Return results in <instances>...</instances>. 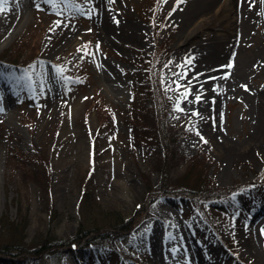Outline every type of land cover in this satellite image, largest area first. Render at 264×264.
<instances>
[{"label":"rangeland","instance_id":"obj_1","mask_svg":"<svg viewBox=\"0 0 264 264\" xmlns=\"http://www.w3.org/2000/svg\"><path fill=\"white\" fill-rule=\"evenodd\" d=\"M98 1V9L97 0L84 5L96 7L91 18L58 17L43 0H9L0 13V218L24 216L19 233L26 242L70 239L80 225L84 186L99 206L93 221L114 212L133 224L113 241L118 252L103 243L89 253L80 244L63 246L25 264H193L192 256L194 264H264V212L250 220L253 208L264 206V13L240 43L222 0L195 15L188 35L175 14L209 0ZM58 19L71 23L56 28ZM131 25L136 41L124 37ZM105 30L108 40L101 36ZM206 33L226 42L232 58L247 61L250 74L234 77L236 64L195 66L188 81H179L192 96L182 101L183 112L173 111L179 96L174 73L183 72L186 60L202 61L196 54L209 51ZM85 45L94 58L84 55ZM9 60L14 67L6 68ZM55 66L65 69L66 82ZM221 68L243 88L222 94L207 88ZM26 71L31 81L17 82ZM199 93L201 101L193 102ZM166 152L174 156L166 182L200 180L195 194L176 185L164 191L157 160ZM91 211H81L84 219ZM252 236L256 258L247 248Z\"/></svg>","mask_w":264,"mask_h":264},{"label":"trees","instance_id":"obj_2","mask_svg":"<svg viewBox=\"0 0 264 264\" xmlns=\"http://www.w3.org/2000/svg\"><path fill=\"white\" fill-rule=\"evenodd\" d=\"M1 58H5L4 56ZM12 64L17 63L15 60H9ZM101 101V98L97 97ZM96 102V101H95ZM98 101L96 102V104ZM95 104V106H96ZM106 105L105 103H103ZM98 107V104L97 106ZM101 108V105H99L98 109ZM161 133L158 131L156 133V139L157 141H161ZM158 142V143H159ZM165 149V147H162ZM174 156L171 157L167 154V152L160 157V159L157 160V166L160 167V164L162 166L156 167L160 174L161 179V186L164 189V191H174L171 190V187L176 185V187H183V188H189L187 191L183 192H190L195 194V188H198L197 186L203 185L200 180L194 181L193 183H189L188 185H179L177 184H169V181L166 182L165 174L169 171V165L170 161H173ZM38 161H43L40 157L38 158ZM169 163V164H168ZM43 180H44V176ZM143 178L147 181L146 176H143ZM37 176L33 178V180H36L37 182ZM42 182V181H40ZM147 188L149 190L152 189L149 182H146ZM179 185V186H178ZM194 185V186H191ZM43 186V182H42ZM196 186V187H195ZM82 189V190H80ZM173 189V188H172ZM178 189H176L177 191ZM80 192V205L79 206V212L81 214L80 218V225L79 228L74 236H72L70 239L62 240L60 238L56 237H50L46 236L44 238L36 237L31 239L29 242H26L27 236L24 234L19 233V229L22 228L23 218L24 216H20V213L18 214L19 218L15 220H9L4 217V215L0 218V227H3L6 232L0 234V264H25L27 259L30 257H39L43 253L51 252V250H58L62 248L63 246L67 247H76L80 244L81 248L80 251L83 253H89V251H92V249L98 248L99 244H104L105 246H112L113 251L118 252L117 248L114 245V240L117 239V237L120 236L121 233L128 231L133 224V220H124L125 218L121 217L117 213L111 212L106 214L99 215L97 221H93L94 215L99 214V206L96 204V202H93L90 198L91 193L87 190L86 187L81 186L79 188ZM180 192V191H178ZM204 192V190L199 191ZM49 202V201H48ZM93 203V204H92ZM92 211L90 213L91 217L84 219L85 216H83L81 211H84L87 213L88 211ZM142 207L138 208L136 211V214L138 215L139 212H141ZM23 229V228H22ZM1 232V231H0ZM2 240V241H1ZM50 255H54V251ZM85 255V254H84ZM86 256V255H85ZM135 263V261H133Z\"/></svg>","mask_w":264,"mask_h":264},{"label":"bare ground","instance_id":"obj_3","mask_svg":"<svg viewBox=\"0 0 264 264\" xmlns=\"http://www.w3.org/2000/svg\"><path fill=\"white\" fill-rule=\"evenodd\" d=\"M216 1L219 2V0H209L208 1H202L198 4H196V8H183L182 10L184 11H179L177 14H175V20L179 21V24L182 26V30L183 33H186L188 35V31L191 28L192 25H194L193 22V18H195V15L197 13H200V16L206 15L208 14V9L210 7L211 4L215 3ZM225 2V4H227L229 10L232 12L233 17H235L234 21L229 19L230 22V29L232 28V30L234 31V34L236 35V37L239 36L240 40L239 42L241 43L242 41L244 42L245 37H247L246 33L247 30L249 28V26L253 25V19L257 16H260L261 14L264 13V0H222ZM98 3H96L97 5V9L100 7L101 5L99 3V1L97 0ZM208 3V4H207ZM239 4V5H238ZM241 4V6H240ZM253 5V6H252ZM259 7V8H258ZM96 8V7H95ZM96 9V10H97ZM258 10V11H257ZM100 14H104L105 17L107 19L113 20L111 18V16L105 11L103 10H99ZM239 16L241 22H238V20L236 19V16ZM229 16V14H228ZM177 18V19H176ZM220 21H222L221 16H219ZM233 19V18H232ZM228 20V19H227ZM226 20V21H227ZM224 22V21H222ZM228 22V21H227ZM228 24V23H227ZM112 25L115 28H118L117 24L115 22L112 23ZM220 26V25H219ZM229 26V25H228ZM239 26L238 30L237 27ZM222 27V26H221ZM189 28V29H188ZM123 29V28H122ZM111 31V29L109 30ZM105 30V33L101 32V36H103V38H105L106 40H108V32ZM129 31L130 34L127 35L125 34V38L127 36H129L128 38H134V26H130L129 27ZM207 36V43L209 46H205V49H209V51H206V54L204 53H200L196 54L197 57H203L202 61H199V63H197L196 65L193 63H190L189 65H186L185 68L183 69V72H187V79L186 80H181V81H188V77L190 74L193 73V71L195 70V68L201 67V66H206V68L208 66L212 67V63L213 62H217V64L222 67L228 64H236L235 65V72H236V78H240L241 75H245L246 77L250 74V65L248 64L247 61H240L238 60V57L236 58H232V56L229 55V49H228V45L224 44L226 42H220L219 40L216 41V38L214 37H210V35H208V33H206ZM136 41V39H135ZM227 48V49H226ZM264 50V46L261 47L259 49V52ZM193 59H195V54L193 56ZM202 62V63H201ZM196 66V67H195ZM234 67V65H233ZM226 68V67H225ZM203 70V69H201ZM227 70H222V68L219 71H213V76H214V82L212 81L211 83L208 82V84H206L205 86H207V88L211 89V87L215 90H219V92L222 93H229L230 91H239L240 89L243 88V85L240 84V82H236L237 80L231 76V79L227 78H223L227 73H225ZM231 72V70H230ZM228 76V75H227ZM216 79V80H215ZM192 95H189V99ZM249 99L251 98L250 96L248 97ZM186 102H188V100H186ZM260 209V210H259ZM264 212V206H256L253 208V210L250 212V220H253V218H261V216H259L260 214H262ZM259 222L261 224L264 223V220H259ZM249 249V252L252 256H254L255 258L258 256V241L257 239L252 236V238L249 240V245L247 247ZM192 250V248H190ZM194 253H196L195 251H193ZM193 261L192 263L194 264L195 262V256H192ZM217 264V263H215Z\"/></svg>","mask_w":264,"mask_h":264},{"label":"snow or ice","instance_id":"obj_4","mask_svg":"<svg viewBox=\"0 0 264 264\" xmlns=\"http://www.w3.org/2000/svg\"><path fill=\"white\" fill-rule=\"evenodd\" d=\"M44 3L48 4L49 6L52 7L54 14L57 15L58 17L60 16H65L67 13H71L72 14V19H75L76 16H87V18H91L92 15L95 14V6L92 7H84V5H89L92 4V0H43ZM108 3H114L115 0H107ZM183 2V0H177V5L179 3ZM9 3V0H0V13L4 12L6 10V5ZM37 9L39 10V5H36ZM175 9H173L174 11ZM118 22V21H117ZM56 28H60L62 25L64 27H68L69 24L71 23V20H68L67 22H65L64 19H58L57 21H54ZM50 31H54V29H50ZM88 31H91V29H89ZM82 49L78 48L77 51H81ZM83 51H84V55H93L94 58V54L89 52L87 50V46L85 45L83 47ZM95 51L96 53H98L100 51L99 48V42H97V44L95 45ZM81 59H83V56L81 57ZM191 60H186L185 64H190ZM179 67V66H178ZM222 67H227V68H231L233 67V65L230 63L228 65L222 66ZM29 69L31 70V72H35L36 69V65H30ZM65 69L61 66H55L54 68V72L56 74V77L60 80L63 81H67L68 77H65L63 75ZM31 72L26 71L22 76L20 77H16V81H26V82H30L32 79L31 76ZM0 75H4V73L0 72ZM37 75H39V73H37ZM174 75L178 78L177 80H174L173 83L176 84V88L174 89L175 91H177L179 93V96L176 100V103L173 107V111H180L183 112L185 109L181 107V103L182 101H186L189 97V95H192V92L190 91V89L188 88L187 85H181L179 83L180 80H186L187 79V72H178V73H174ZM223 78L227 79L228 76L225 75ZM212 79V78H210ZM29 87H31V84H28ZM170 87V86H169ZM184 88L183 92H180L181 88ZM167 90V89H166ZM202 93L199 94H195L194 95V101L193 102H200L201 101V97H202ZM0 111H2V109H0ZM191 115H199L198 112L193 111L191 113ZM196 134L198 136H200L201 140H204L203 136L200 135V133L197 131ZM205 143H207L206 140H204ZM170 239L172 237H169ZM171 251L175 252L176 249H172Z\"/></svg>","mask_w":264,"mask_h":264}]
</instances>
